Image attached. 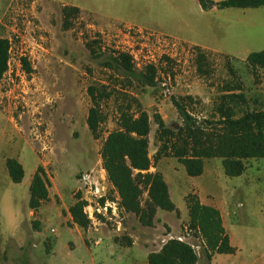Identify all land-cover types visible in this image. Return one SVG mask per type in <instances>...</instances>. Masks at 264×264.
Returning a JSON list of instances; mask_svg holds the SVG:
<instances>
[{
  "label": "rangeland",
  "instance_id": "374dc122",
  "mask_svg": "<svg viewBox=\"0 0 264 264\" xmlns=\"http://www.w3.org/2000/svg\"><path fill=\"white\" fill-rule=\"evenodd\" d=\"M76 1L86 11L80 10L67 28L63 26L62 4L53 0H11L0 19V35L11 41L8 69L0 80V242L4 247L0 252L1 264H78V258L86 260L93 249L90 236L94 234L91 232L94 226L92 223L86 229L77 226L70 220L68 209L64 210L59 203L67 206L75 202L77 192L80 199L81 174L99 168L101 144L108 132L118 127L120 109L134 105L132 97L150 116L149 171L162 173L171 200L179 208L177 214L157 209L160 229L141 227L148 236L147 250L158 249V237L168 231L161 220H174L178 224L175 232L188 224L185 195L195 194L193 187L202 180L187 175L184 166L174 157L155 159L160 142L153 114H160L167 126L176 128L181 120L171 97L192 96L191 105L201 115L211 110L217 95L228 91H242L250 102L257 97L264 105V73L259 72L260 81H254L244 65L225 58L224 54L232 55L235 46L219 44L210 32L222 20H216L212 13L201 12L196 1L145 0L151 4L154 19L163 22L156 30L182 40L223 48V54L123 25L127 14L122 11L123 5L135 0ZM194 26L196 31L192 32ZM21 39L31 44L27 51L22 48L24 53L29 52V73L17 61ZM88 44L95 55H91ZM260 47L264 44L254 48ZM117 51L131 54L137 70L147 64L155 65V85H144L120 69L106 66L110 55ZM89 86H105L111 92L99 101L101 120L96 137L86 123L92 106L87 92ZM131 111L135 112L134 106ZM7 157H14L22 164L24 176L20 182H13L9 177ZM204 161L206 172L216 163L219 169L214 167L216 171H222L220 158ZM249 163L264 169V165L253 160ZM38 166L50 181L51 197L37 209L41 223L35 224L29 217L28 198L29 184ZM247 174L256 176L252 172ZM258 174L263 179L264 171ZM222 175L220 181L234 179ZM255 185L233 200L230 212L234 211V215H230L226 225L247 234L256 244L223 257L225 264L264 260L262 180ZM146 197L143 189L141 203ZM109 223L113 222L104 221L97 227L103 226L105 231L111 228ZM130 223L134 227L133 219ZM80 237L86 240L88 248ZM70 241L76 247L71 249ZM205 248L200 247L197 255L204 257ZM142 262L143 252H140L131 264ZM199 264L207 263L200 261Z\"/></svg>",
  "mask_w": 264,
  "mask_h": 264
},
{
  "label": "trees",
  "instance_id": "16d2710c",
  "mask_svg": "<svg viewBox=\"0 0 264 264\" xmlns=\"http://www.w3.org/2000/svg\"><path fill=\"white\" fill-rule=\"evenodd\" d=\"M203 9L212 6H262L264 0H199ZM80 9L62 5L63 26L67 28ZM91 55L94 49L88 44ZM9 40L0 35V80L8 69ZM246 61L264 67V49L248 54ZM110 68H118L127 77L137 78L142 84L154 86L157 68L147 64L137 70L132 55L117 51L105 62ZM24 70L29 73L30 66L22 59ZM87 92L91 98L86 123L93 137L101 120L99 101L110 96L105 86H89ZM134 105L120 109L117 117L118 127L106 135L100 148V158L106 175L116 189L120 205L126 212L133 213L144 225H151L157 209L178 213L171 200L168 185L158 170L149 171L150 116L132 97ZM181 124L176 128L166 125L160 114L154 113L157 125V138L160 142L155 159L161 156L174 157L181 163L189 176H198L203 171L206 158H220L223 172L228 177L239 176L246 168V161L251 158H264V105L257 97L250 99L243 92H224L217 95L211 110L206 114H197L191 103L193 97L184 95L171 97ZM132 106L135 112L131 111ZM5 165L13 182H20L24 176L22 164L14 157H7ZM49 179L44 169L38 166L29 185L28 207L37 210L48 199ZM146 190L147 197L141 203V194ZM68 207L74 224L86 229L90 220L83 213L84 201L79 199ZM185 203L188 225L197 228L205 241V252L233 253L224 233L218 209L200 203L196 194L187 193ZM35 222V221H34ZM36 224V222H35ZM197 254L186 243L170 240L160 249L147 255L145 264H196Z\"/></svg>",
  "mask_w": 264,
  "mask_h": 264
},
{
  "label": "crops",
  "instance_id": "0c3cea01",
  "mask_svg": "<svg viewBox=\"0 0 264 264\" xmlns=\"http://www.w3.org/2000/svg\"><path fill=\"white\" fill-rule=\"evenodd\" d=\"M53 1H57L62 5L75 6L78 7L80 10L86 11L85 7L76 0H53ZM195 1L197 2L198 8L201 12L206 14L212 13L216 20H222L221 25L211 28L210 32L212 34V37H214L219 44H232L235 46L232 55L231 53L224 54L225 58L229 62L233 61L235 63H240L244 65V67H246L249 70L254 81H258V80L260 81L259 76L261 75H259L258 73L259 72L264 73V67L251 64L246 61V58L249 53L264 49V47L254 48L256 47V45L264 44V5L243 6V7L242 6H225V7L212 6L208 10H205L201 7L199 0H193V2ZM212 1L219 2L225 0H212ZM10 2L11 0H0V19L4 16ZM122 11L127 12L125 16L126 20L125 22H123V25H126L128 27H133L135 29L151 32L153 34L176 39L188 44L199 46L209 51L223 54L224 51L223 48L213 47L208 43H202L194 40H186V39L182 40L170 36L169 34H165L164 32L156 30V27L160 26L163 22H160V20L158 19H154L152 15V7L148 1L135 0L134 3L125 2ZM195 31H196V26L192 27V32ZM233 55H241V56H233ZM231 66L233 65L231 64ZM228 92H235V91H228ZM249 160H253L255 163L264 165V158L248 159L246 161V168L242 174H240L239 176L231 177L234 179L225 178L224 181H220L219 179L220 176L223 177L222 174H224L223 168L222 171H216L218 169L217 167L218 164L216 163L215 166L213 165V167L211 168V171L206 172L205 161H203L202 173L198 176H195L202 178V180L195 183L193 187V192L197 195L200 203L211 205L214 206L216 209H218L221 218L222 227L224 229V233L228 238V243L230 246L234 248L233 253L210 252V257L207 256L204 250L205 258L203 256L200 257L199 255H197L196 264H199L200 261H206L207 264H225L223 257L230 256L235 252H237V250H240L243 247H246L247 245L253 247L256 244L253 238L249 239L247 234L242 233V231H237L235 228L232 227L228 228V226L226 225V222L228 221L230 215H234L233 214L234 211L230 212L231 211L230 205L232 204L233 200H235L236 196L239 193L246 194L250 188L256 186L255 183H257L259 180H262V188L264 193V177L263 179H261L258 174L260 170L264 171V169H259L258 166L249 163ZM214 167H216L217 169H215ZM248 172H252L256 176L253 178L251 174H247ZM48 197L50 200L51 196H50L49 188H48ZM59 204L64 210H67L72 203L66 206L63 205L62 202L60 201ZM238 204L240 205L241 203ZM177 209L179 211V208ZM36 211L37 210L30 209L29 217L31 220L41 223V218L38 215H36ZM131 216H135V215L131 212H126L124 211L123 208H121L120 223H114V222L109 223L111 225V228L105 231L103 230V226H99L96 230H92L91 232H93L94 234L90 236V238H91V243L93 244V249L87 255L86 260L85 259L83 260L82 257L81 259L78 258L79 260L78 264H131L133 260L137 259V256L140 252H143V262L141 264H145L147 261L148 253L156 251L158 249L147 250V248H145V242H147L146 238L148 236L142 232L141 227L160 229V224H158L157 222L159 216L157 215V210H156L151 225H144L138 220L136 216H135L136 219H134L135 217H131ZM69 218L71 220L70 214H69ZM132 219L135 221L134 227L132 226V223H130ZM186 220L188 221V214ZM162 222L165 224L168 231H174V232L177 231L178 224L174 222V220L167 221L165 219V221L161 220L160 223ZM86 238L87 239L89 238L88 235L86 236ZM80 241L86 246V248L89 247V245L86 244V240L83 237H80ZM72 242L73 241H70L71 249L76 247V245H74V243ZM3 248H4L3 242L2 243L0 242V252L3 251ZM254 263L264 264V260L255 259V261L252 260L250 262V264H254ZM241 264H247V262L243 261Z\"/></svg>",
  "mask_w": 264,
  "mask_h": 264
},
{
  "label": "built area",
  "instance_id": "2783aa9c",
  "mask_svg": "<svg viewBox=\"0 0 264 264\" xmlns=\"http://www.w3.org/2000/svg\"><path fill=\"white\" fill-rule=\"evenodd\" d=\"M20 45L21 53L17 61L22 66V59L24 58L30 64L29 52L24 53L22 48L27 51L28 47L31 48V44L21 39ZM10 50L11 41L9 40V54ZM80 181V190L82 192L80 200L84 201L82 210L94 226V229L96 230L98 228L97 225L102 224L104 221L120 223V210L122 208L120 198L116 189L110 183L102 163H99V168L96 170L84 171L80 176ZM51 231L53 232L54 229H51ZM170 240L188 244L196 254L200 247H205V241L200 231L197 228L190 227L188 224L184 225L178 232L165 231L160 235L156 241L158 249Z\"/></svg>",
  "mask_w": 264,
  "mask_h": 264
}]
</instances>
